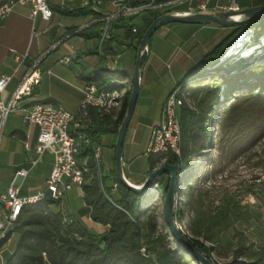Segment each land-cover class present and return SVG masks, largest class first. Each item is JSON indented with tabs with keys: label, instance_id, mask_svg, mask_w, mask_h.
Returning a JSON list of instances; mask_svg holds the SVG:
<instances>
[{
	"label": "trees",
	"instance_id": "1",
	"mask_svg": "<svg viewBox=\"0 0 264 264\" xmlns=\"http://www.w3.org/2000/svg\"><path fill=\"white\" fill-rule=\"evenodd\" d=\"M132 8L144 7L159 3L160 0H125ZM264 0H259L258 4H263ZM144 25L137 33V49L143 34L152 21L162 14L158 8L145 9ZM64 13L74 16L90 15L95 22L91 26L77 32L76 35L84 39H97L99 42L107 25L103 18L105 14L96 11L92 4L83 8ZM251 26L260 28L256 32L255 38L258 39L264 34V16L255 20L247 21L235 26L223 27L225 35L220 42L216 44L204 57L198 62L178 83L176 86H186L188 82L198 77L208 75H217L213 72H219L222 76V82L215 88H209L205 94L197 101L196 107L192 108L187 102L181 108V126H182V162L183 156L201 155L206 150L212 140L213 123L217 117L224 111L222 107L230 97L235 102L231 108L230 119L234 124L242 120L245 122V105L253 99L264 97V55L257 57H240L233 66H214L219 57L233 42L238 34ZM134 24L126 21L123 16L115 18L111 28L108 31V37L103 44V49H96L99 56L98 70L95 77L102 71H107L104 66L108 56L113 53V42L115 38L113 31L122 29L124 34L131 35ZM146 54L143 57V63ZM213 71V72H212ZM199 79V78H198ZM109 89H115L108 86ZM132 88L126 92L124 105L116 118H113L114 111L102 113L95 107L89 109L90 124L83 128L88 138L91 140L83 144L78 154V165L82 166L87 161L90 172L85 175V182L82 185L83 198L85 204L90 208V217L93 221L107 227L101 234L91 233L80 221H64V215L59 206L60 199H54L50 195L41 202L26 205L18 221L9 233L8 239L16 234V240L12 245V252L5 264H189L194 261L193 257L185 252L175 241V247L171 248L165 244L167 236L159 233L155 234L157 224L153 219L142 222L141 217L145 214V204L152 198L151 193L137 194L127 189L121 184L116 176L115 166L113 173L104 175L103 165L99 160L98 165L101 171L103 188L111 200L120 208L127 211L132 219L121 209L111 204L104 196L98 180V166L95 158L97 148L96 138L107 133H113L116 138L118 129L126 113ZM223 97V99H221ZM231 100V99H230ZM214 114L213 116H211ZM224 121H227V120ZM210 120L207 127L206 122ZM159 156L149 155L150 171L157 167L160 162ZM161 158V157H160ZM180 162L175 157L169 156L165 162ZM181 171V169H180ZM164 175L157 181V189L164 197L169 185V176L165 180ZM111 180L113 185L108 186L106 182ZM195 180V172L182 171L180 181L179 196L188 195L191 189V183ZM114 184H117L119 196L114 195ZM183 201V200H182ZM188 202H181L179 216L182 218L183 205ZM240 203L229 201L219 206L208 216H204L208 228H217L210 239L218 240L223 230L230 228L240 218ZM167 233H171L167 225ZM172 235V234H171ZM8 239L0 244H5ZM194 245L209 258H212V248L210 245L198 240ZM244 246L239 245L236 253L245 254ZM247 261L235 259L231 264H264V248L253 255L247 254Z\"/></svg>",
	"mask_w": 264,
	"mask_h": 264
},
{
	"label": "rangeland",
	"instance_id": "2",
	"mask_svg": "<svg viewBox=\"0 0 264 264\" xmlns=\"http://www.w3.org/2000/svg\"><path fill=\"white\" fill-rule=\"evenodd\" d=\"M201 1L203 0H194V3L197 4ZM246 1L249 2L250 0H239L237 2L244 3ZM231 2L228 6L231 5ZM252 2L253 4L251 5L253 6L259 5V0H254ZM177 3L182 4L183 0H160L159 3L144 6L143 9L158 8L162 11V14L171 11H182L185 5H177ZM240 3L239 6L241 9L242 6ZM224 8H220L217 11L224 10ZM114 21L115 18L106 20L107 25L104 32L110 22L111 28ZM252 27L255 28V32L253 36L249 38L248 43L245 45V49H254L247 55H242L245 52L243 51L241 55L227 58L221 63H219L218 59L217 62L211 65L210 68L212 70H214V66H217L218 63L223 67L233 66L242 56L253 58L264 55V46L256 47L257 43L261 40L260 37H262L260 36L258 39L255 38L257 30L260 28L251 26V28ZM113 36L116 40L115 30L113 31ZM156 36L157 35H155L154 38H156ZM198 36L196 38L190 37V40L193 39L195 41ZM180 37L179 43L174 45L171 49L172 56L165 57L163 60H158L154 63L155 66L159 68L161 76H168L170 74L178 75L179 73L181 60H183V56L187 51L183 45V36ZM94 41V39H84L75 36L69 43L75 48H82L87 44L92 45ZM101 42L97 47L100 51L103 49V47L101 49ZM48 52L50 53L48 54ZM67 52V49L62 47L58 50L47 51L41 58L44 56L46 57L44 59L40 58L43 61H40L41 64L39 69L43 71V76L42 82L39 85L40 90L37 97L41 99L56 95L65 108L75 113L79 110L81 102L78 90L70 83L74 78L73 70L76 69V65L73 63V65L67 66L59 62L61 57L67 55ZM93 57L92 55V59ZM213 74L217 75L198 77L199 79L196 78L188 82L185 88L188 91L186 102L189 106L195 108L197 101L205 94L206 90L215 88L223 81L218 71L213 72ZM152 83L154 84L155 81ZM164 84L165 81L162 79L161 85L155 83L154 88L158 91V89H163ZM115 94L120 101L114 106L113 111L119 113L123 108L126 92L117 90ZM221 99H223V97H221ZM234 100L236 99L230 97L225 101L222 107L224 111L217 117L216 122L213 123V127H211L213 129L212 140L208 148L203 151L205 153L192 156H186V154H184L183 163L181 164L178 162L181 171L188 170V172H195V180L191 183V189L188 195L183 196L181 199L180 196L175 198V222L193 244L195 241L200 240L211 246L212 258L210 259L214 264H231L235 259L243 261H247L248 259L252 260L254 257L249 258L247 254L250 253L253 255L254 252H259L261 248H264V181L261 183L256 181L257 173L264 170V97L253 99L247 103L244 108L247 109L248 112H246V117H243L246 121L242 122V120H240L235 124L230 119H226L231 115L230 111L235 102ZM139 108H141V104L138 100L123 145V157L128 156L130 149L131 157L134 159L128 168L129 172L133 171L134 173L142 171L148 164V153L146 155L145 152H147L150 131L148 128V121L144 118V115L149 117L157 114V104H147L145 110L142 109V113L139 111ZM213 115L214 114L211 116ZM225 119L227 121H224ZM209 125L210 120H207L206 126L208 127ZM26 126L23 119L16 113L11 114L4 124L0 123L1 163L6 159L7 162H11L12 165V163L18 162V160L15 159L18 153L20 156L28 153L30 154L33 147L30 142V149L26 151L27 149L25 148L22 138L12 135L14 130L26 128ZM134 128L136 129V140L131 144ZM162 158L163 156L158 157L160 162L157 164V167L164 163ZM52 160L53 157L50 152L42 155L34 166V171L30 175V178L33 180H44L45 177L49 175ZM112 173L113 170L111 174ZM166 179L167 176H165V180ZM106 184L108 185V182H106ZM113 193L115 196L120 195V191L117 190ZM150 193L152 194V198L145 204V214L141 217V221L147 222L148 219H153L157 224L155 234H165L167 236L165 244L173 248L175 247V239L171 235L172 233H167L165 229L166 222L163 211V196L157 189V183L150 189ZM69 194L71 206L74 211H77L76 215L81 217V215L87 213L88 210L85 205H83L80 186H74ZM188 201L189 204L183 205V219H181L179 216L181 202L185 203ZM229 201L240 203V211L242 212L241 218L230 228L223 230L218 240L210 239L217 228H208L203 217L205 215L208 216L219 206ZM15 240L16 234H13L11 239L7 240L6 243H8V246L0 253L3 258L9 256ZM239 245L245 247V254L238 255L236 253ZM189 264L199 263L194 260L189 262Z\"/></svg>",
	"mask_w": 264,
	"mask_h": 264
},
{
	"label": "crops",
	"instance_id": "3",
	"mask_svg": "<svg viewBox=\"0 0 264 264\" xmlns=\"http://www.w3.org/2000/svg\"><path fill=\"white\" fill-rule=\"evenodd\" d=\"M4 1L16 0H0V2ZM92 1L93 0H51L50 4L53 9V16L50 20H45L40 15L33 18L31 16L30 5H17L14 11L5 20L0 22V75L3 73L13 74L12 80L6 87L3 94L0 95L5 97L7 101H10L14 93L19 89L24 77L29 72V70L36 64L40 68V64L43 61L41 59H44L46 56L43 58L41 57L47 51L58 50L62 47L68 51L66 53L67 55H64L63 57L70 56L72 59L69 62H62L61 60L63 57H61L59 62L67 66L73 65V63L76 65V69L73 70L74 78L70 83L78 90L79 97L81 99L80 105L84 100L83 89L85 83L87 82H95L98 85L112 86L113 88L123 92H127L130 89V87L133 85L134 68L137 56L135 44L137 40V33L141 31L144 25V9L142 7L137 11L123 12L121 4H125V1H103L99 11L105 14L104 20L123 16L126 21L130 20V22L134 24L135 27L133 29L134 33L131 35L129 34L128 36L124 34L122 29L115 30V35L117 38L113 42V53L108 56L107 62L104 65L107 68V71H102L99 76L95 77V72L98 70L99 66V56L96 54V49L100 42L97 39H94L95 41L92 45L87 44L82 48H75L69 43V41H71L75 36H78L76 35L78 31L91 26L97 21L94 20L90 15L74 16L64 13V11H72L83 8L88 5V3L91 4ZM231 1L232 0H203L196 4L194 3V0H183L182 4L177 3V5H185V7L182 8V11H189L196 10L200 4L206 3V11H217L220 8L228 6ZM250 1L239 3L241 4L242 8H245L253 6L251 4H253L252 1L254 0ZM155 35H157L156 38H154ZM224 35L225 30L219 25L184 23H171L162 26L153 34L148 49L145 53L146 59L142 65L141 88L138 96V100L141 104L139 111L141 113L143 112L142 109L145 110L147 104H157V114L149 117L144 115V118L148 121V128L150 131L148 145L150 142L152 128L159 124L161 120L162 108L167 96L174 89L177 83L198 62H200L216 44L220 42ZM180 36H183V45L187 51L183 56V60H181L179 73L178 75L170 74L168 76H161L159 68L155 66L154 63H156L158 60H163L165 57L172 56L171 49L174 45L179 43V40L181 39ZM197 36L199 39L197 38L195 41L193 39L190 40V37L196 38ZM49 53L50 52H48V54ZM92 55L94 56L93 59ZM42 76L43 71H41L40 83L34 87L33 92L29 97L20 102V105L23 106L34 102H47L65 108L56 95H51L41 99L37 97L40 90L39 85L42 82ZM162 79L165 81L164 87L163 89L161 88L157 91L154 88L155 83L161 85ZM154 81L155 83L153 84L152 82ZM65 109L69 110L67 108ZM78 111L75 112V114L78 113ZM16 114L21 117L20 112ZM117 115L118 112L114 111L113 118H116ZM89 124L90 119L86 118L78 131L86 134L83 131V128H87ZM73 130L74 128L72 126L71 131L73 132ZM12 135L22 138L24 145L26 142H28V144L30 142L31 146L33 147L30 154L28 153L20 156L18 153L17 157L15 158L18 160V162L12 163V165L11 162H7L6 159L3 160V163L0 162V193L4 192L11 184L15 171L25 168L28 171V175L21 184L20 195L24 197L31 196L35 194L38 189L46 187V180L49 178L54 167V154L50 150H46L43 154H38L36 152L35 148L38 143L39 135V126L37 124H30L27 125L26 128L16 129L12 132ZM135 138L136 129L134 128L131 144L135 142ZM116 139L117 138L113 133L103 134L96 138L97 148L100 149L99 160L103 165L104 175H110L114 169ZM47 152H50L53 157L49 175L45 177L44 180H33L30 178V175L34 171V166L37 164L42 155ZM145 154L147 155V152H145ZM132 160L134 159H132L129 149L128 156L123 157L124 175L130 183L134 185H140L145 181L146 177L151 172L149 160L147 166L138 173L128 171ZM107 182L108 186L113 185L111 180H108ZM74 186L78 185L73 184L72 187L67 190L61 198L59 208L62 211L64 217L67 218V221H80L81 224L91 233L101 234L105 232L107 227L93 221L90 217V208L85 204L82 187L80 188L84 203L83 205H85L88 212L81 215V217L76 215L77 211H74L71 206L69 194ZM7 246L8 243L0 244V253ZM8 257L3 258L0 255V264H5Z\"/></svg>",
	"mask_w": 264,
	"mask_h": 264
},
{
	"label": "built area",
	"instance_id": "4",
	"mask_svg": "<svg viewBox=\"0 0 264 264\" xmlns=\"http://www.w3.org/2000/svg\"><path fill=\"white\" fill-rule=\"evenodd\" d=\"M50 1L16 0L0 2V22L5 20L17 5H30L33 18L40 15L43 19L50 20L53 16ZM103 1L93 0L91 3L92 7L99 11ZM121 7L123 12L137 11L142 8H132L128 3L126 4V1L125 4H121ZM226 8L237 10L240 6L236 0H232L231 5ZM206 9V3H202L198 9L189 11H206ZM253 30L252 28L250 29V31ZM71 59L70 56H65L61 61L69 62ZM12 78L13 74L10 73L0 75V94H3ZM40 80L41 70L36 64L26 74L19 89L14 93L10 101L0 95V122L4 123L9 115L20 112L26 125L37 124L39 126L36 152L43 154L46 150H50L55 158L54 167L46 180L45 188L38 189L31 196H21V184L28 175V171L25 168H21L15 171L11 184L6 190L0 193V243L8 239L9 233L15 227L26 205L41 202L47 195L54 199H60L73 184L82 187L85 182V175L90 172V169L87 161H84L82 166H79L77 156L81 151L82 145L89 143L91 140L86 134L78 130L84 120L89 118V109L91 107L97 108L102 113H110L120 101L115 94L117 90L109 89L108 86L98 85L95 82H87L83 89L84 100L76 114L62 106L47 102H34L21 106L20 102L32 94L34 87L40 83ZM187 94L188 91L184 86H175L164 102L159 124L152 128L147 153L149 155L163 156L164 163L169 156L175 157L180 163L182 162L180 111L186 102ZM72 126L74 128L73 132L71 131ZM25 147L29 149L28 142L25 143ZM99 151L100 149L96 148V162H99ZM256 181L258 183L264 181V170L257 173ZM115 190H117V184H114ZM64 221H67V218H64Z\"/></svg>",
	"mask_w": 264,
	"mask_h": 264
},
{
	"label": "water",
	"instance_id": "5",
	"mask_svg": "<svg viewBox=\"0 0 264 264\" xmlns=\"http://www.w3.org/2000/svg\"><path fill=\"white\" fill-rule=\"evenodd\" d=\"M264 16V3L259 5H254L245 8H239L237 10L224 8V10L219 11H171L159 15L156 17L152 23L148 26L143 37L139 43L137 48V56L135 61L134 68V76H133V85L131 90V95L129 99L128 109L126 115L118 129V135L115 144V170L116 176L121 184H123L127 189L137 193L144 194L150 193V189L154 184L157 183L158 179L164 175L169 176V185L168 189L163 198V211L164 218L167 227L172 233L173 238L178 243V245L189 255L193 257V259L199 264H214L213 261L205 255L202 251H200L187 237V235L182 232V230L177 226L175 222V198L179 196L180 190V181L182 177V171H180L179 165L177 163L167 161L163 163L161 166L152 170L145 181L140 185H134L130 183L125 175L123 170V145L125 136L129 127V124L132 120L133 114L135 112V108L137 105V100L141 88V76H142V65H143V57L148 49L151 38L153 34L162 26L171 24V23H184V24H199V25H207V24H215L223 27L235 26L247 21L255 20ZM111 22L109 23L106 31L103 34L101 49L107 38L108 31L110 28ZM251 28L246 29L236 36L233 42L227 47V49L223 52V54L219 57V63L226 60L227 58L234 57L236 55H241L240 50L243 48L242 45L248 43L249 37L253 35L255 32L250 31ZM252 29H255L252 27ZM264 35V34H263ZM262 39V37H260ZM261 42V40L259 41ZM234 48H238L235 52ZM245 48V47H244ZM249 50V49H247ZM102 51V50H101ZM250 52L246 51L242 55H247ZM218 63V64H219ZM217 64V65H218ZM216 66V65H215ZM98 166V180L100 188L105 196V198L114 206L124 211L131 219V215L116 205L111 198L106 194L102 179H101V171Z\"/></svg>",
	"mask_w": 264,
	"mask_h": 264
},
{
	"label": "bare ground",
	"instance_id": "6",
	"mask_svg": "<svg viewBox=\"0 0 264 264\" xmlns=\"http://www.w3.org/2000/svg\"><path fill=\"white\" fill-rule=\"evenodd\" d=\"M244 45H245V44H244ZM244 45H242L243 48L240 50L239 53H241V52L247 50V48H246V49L244 48ZM262 46H264V35H262L261 42L257 43V45H256V47H262ZM237 49H238V48H234L233 51L235 52ZM253 49H254V48H251V49L247 50L246 53H247V52H251ZM237 51H238V50H237Z\"/></svg>",
	"mask_w": 264,
	"mask_h": 264
}]
</instances>
